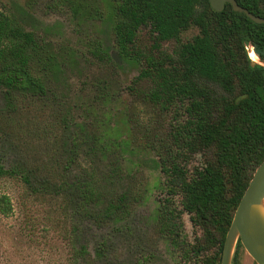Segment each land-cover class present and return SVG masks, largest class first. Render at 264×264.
Instances as JSON below:
<instances>
[{
    "label": "trees",
    "instance_id": "16d2710c",
    "mask_svg": "<svg viewBox=\"0 0 264 264\" xmlns=\"http://www.w3.org/2000/svg\"><path fill=\"white\" fill-rule=\"evenodd\" d=\"M235 1L264 18V0ZM52 3L82 21L105 20L100 0ZM109 3L117 54L141 67L130 93L154 117L142 122L127 113L123 132L109 117L98 116L116 99L113 71L90 81L87 102L71 105L66 88L79 72L80 58L121 69L109 48L93 41L86 54L56 45L0 6V179L19 182L27 195L58 201L60 216L73 220L66 264H113L112 241L103 237L93 252L78 245L75 222L127 229L146 188L134 182L125 162L138 151H153L168 197L156 210L155 232L185 262L218 264L236 208L264 160V24L230 3L217 10L211 0ZM143 28L152 38L144 52L137 43ZM192 28L198 34L184 42L182 35ZM166 43H174L170 52L163 49ZM251 47L263 66L252 64ZM79 109L86 116H77ZM135 128L148 139L138 148L130 139ZM35 135L53 148L41 162H5L7 142ZM198 155L203 164L191 171ZM13 211L12 198L1 194L0 215ZM184 214L201 232L194 245L185 236ZM135 264L152 262L141 256Z\"/></svg>",
    "mask_w": 264,
    "mask_h": 264
},
{
    "label": "rangeland",
    "instance_id": "374dc122",
    "mask_svg": "<svg viewBox=\"0 0 264 264\" xmlns=\"http://www.w3.org/2000/svg\"><path fill=\"white\" fill-rule=\"evenodd\" d=\"M100 4L105 13L104 21H82L73 17L66 8L55 9L52 0H0V6L4 7L9 15L21 19L22 23L30 21L40 36L48 38L56 45L62 44L86 53L93 41H100L109 48L111 54L116 55L121 69L107 70L106 66L97 63L90 65L80 58L79 72L71 76L66 91L69 103L78 107L82 101L87 102L89 98L90 81L97 77L105 78L113 71L111 86L116 99L103 106L98 111V116L109 117L112 126L117 125L125 132V114H134V117L142 122L154 116L130 93L132 81L139 75L141 67L121 61L114 42L109 0H100ZM23 11L28 12L27 18H23ZM197 34L198 30L192 28L181 38L186 42ZM137 43L143 52L151 49L152 38L148 28L140 30ZM173 47L174 43L163 44V49L167 52ZM248 52L250 54L252 49L248 48ZM75 114L86 116L80 109ZM139 130L140 128H135L130 134L135 148L148 141L146 138L141 139L142 132ZM50 141L53 139L50 138ZM48 149L53 148L48 142L45 144V137L41 141L40 136H26L22 140L16 139L14 143L5 144L4 159L7 163H38L42 161V156L47 154ZM141 150L143 151V147ZM156 160L153 151H138V154L130 155L125 162L127 170L136 175L134 182L146 188V198L136 206L128 228L122 230L123 228L109 227L99 230L86 223L81 224L78 219L74 221L79 226L76 237L78 245H87L93 252L98 241L103 237L109 238L112 241L109 256L113 264H135L141 256H148L152 264H197L195 259L189 263L185 262L181 255L155 232L156 210L160 202L168 198L163 188L165 177L155 166ZM202 164V157L195 156L189 169L193 171ZM1 194H8L12 198L14 211L7 218L0 215V264H66L69 256L67 242L73 234V220L60 216L59 202L48 196L27 195L21 184L14 180L0 179ZM179 200H176L177 205ZM182 218L187 241L194 245L201 232L193 226L188 214H184ZM67 231L69 234L65 238ZM218 264H221L219 259ZM232 264L257 263L245 248L238 244Z\"/></svg>",
    "mask_w": 264,
    "mask_h": 264
},
{
    "label": "water",
    "instance_id": "95a60500",
    "mask_svg": "<svg viewBox=\"0 0 264 264\" xmlns=\"http://www.w3.org/2000/svg\"><path fill=\"white\" fill-rule=\"evenodd\" d=\"M212 5L220 10L226 3H230L237 12L245 13L252 21L264 24V18L251 14L240 7L235 0H211ZM254 52V51H253ZM120 64L116 55H113ZM252 64H263L260 61ZM264 160L256 169L242 199L240 200L232 223L226 235L221 264H232L234 252L239 243L257 264H264Z\"/></svg>",
    "mask_w": 264,
    "mask_h": 264
},
{
    "label": "bare ground",
    "instance_id": "6f19581e",
    "mask_svg": "<svg viewBox=\"0 0 264 264\" xmlns=\"http://www.w3.org/2000/svg\"><path fill=\"white\" fill-rule=\"evenodd\" d=\"M250 59L253 61H256V62L259 61L258 57L255 55V53L253 51L250 53ZM262 206H263V210H264V202H263Z\"/></svg>",
    "mask_w": 264,
    "mask_h": 264
},
{
    "label": "built area",
    "instance_id": "2783aa9c",
    "mask_svg": "<svg viewBox=\"0 0 264 264\" xmlns=\"http://www.w3.org/2000/svg\"><path fill=\"white\" fill-rule=\"evenodd\" d=\"M252 51H253V48L251 47Z\"/></svg>",
    "mask_w": 264,
    "mask_h": 264
}]
</instances>
